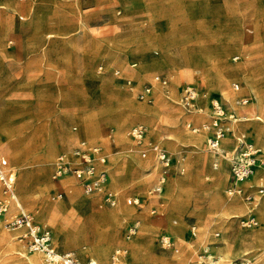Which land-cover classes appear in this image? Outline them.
<instances>
[{
	"label": "rangeland",
	"instance_id": "1",
	"mask_svg": "<svg viewBox=\"0 0 264 264\" xmlns=\"http://www.w3.org/2000/svg\"><path fill=\"white\" fill-rule=\"evenodd\" d=\"M20 2L24 3L26 0ZM59 2L54 8L42 11L44 17L38 30L32 27L36 13L33 9L27 8V12L7 5V13L0 22V114L7 111L0 118V152L2 153V144L9 143L17 156V160H8L16 173V191L25 209L37 223L46 225L51 230L58 251L72 252L83 264L90 262L87 250L80 247L84 245V235L77 236L78 246L75 248L74 242L69 240L72 235L69 222L60 228L49 218H40L42 207L32 206L23 199L21 191L19 168L23 164L31 168L38 165V161H32L37 156L33 157L28 153L39 154L44 139L49 137L51 123L65 122L66 132L80 137L71 148H66L60 137H53L54 154L45 164L47 182L52 184L49 201L67 202L70 195L77 193L79 200L73 207L71 204L69 206L78 218L86 220L92 212L89 207L90 197L100 194L102 209L107 214L113 212L120 202L128 214L124 219L121 217L123 220L117 225V244L100 264H113L114 252L117 249H128L127 244L135 242L139 237L141 244L138 250L133 254L130 251L125 253L124 264H196L198 251L206 245L213 254L224 253L228 262L221 264H229L241 255L242 247L251 242L236 244L229 238L223 239L224 229L235 223L239 233L259 230L262 227L259 208V224L254 228H244L240 223V217L246 210L243 198L244 208L237 209L231 204L229 212L234 213L230 215L220 205H212L211 196L206 192H215L211 188L215 185V175L223 165L219 160V167L214 168L216 159L207 149V133L202 129L193 132L187 127L188 122L201 127L210 120L211 101L209 110L199 103L200 108L203 107L201 113L186 112L179 103L189 84L199 86L202 91L199 94L201 99L209 101L212 94H218L214 98L221 99L227 112L231 113L243 106L236 104L237 95L249 94L255 97V101L256 96L264 93V59L255 70L256 91L248 86L241 75L224 77L227 67L241 64L245 57L246 60L253 59L252 47H255L254 51L257 53L263 52L264 58V32L258 35L260 39H255L257 25L261 28L264 25V0ZM137 5L140 6L136 7ZM190 5H197L199 12L190 13ZM20 15L24 18L20 19ZM232 16L239 17V20L231 19ZM229 35L232 37L225 38ZM239 38L245 42L243 51H237L233 47L228 53L225 52L226 62L223 60L224 53L218 59L216 53L224 51L227 43H238ZM114 42H120L115 44L121 46L120 53L115 46H109V43ZM200 42L203 45H199ZM192 44L199 46L188 49ZM185 47L187 49L184 54L196 53L195 56L198 55L203 63L204 54L210 53L215 65L201 64L197 68L202 72L193 70L187 76V70H183L185 66L179 64L182 68L176 67V70L183 76L179 77L176 90L173 87L176 70L171 65H163L145 78L152 62H165L163 57L173 61L177 58V50ZM242 52L247 55H240ZM235 56H239V59L232 61ZM134 62H137V66L132 67ZM188 64L189 62L186 67ZM157 74L168 76V84L164 86L155 82ZM210 76L218 81L217 88L212 87ZM236 81L241 85L238 92L232 87ZM155 85L164 92L159 97L155 94ZM148 89L150 91L146 93L145 90ZM86 92L95 95L85 94ZM67 109H74V116H70ZM236 115L251 117L253 112L243 108ZM256 115L238 124L249 128L257 145L264 152V144L253 134L261 125ZM84 119L91 129H95V137L91 139L85 136ZM136 125H143L146 130L142 144H137L129 135L130 129ZM199 134L204 136L202 147L192 139ZM82 138L101 145L108 156L110 180L105 192L115 195L114 204L107 201L105 192L87 194L76 185L65 184L64 179L60 185L52 181L59 152L71 155L72 149ZM227 140L231 142L229 138ZM151 142L160 144L173 158L171 174L163 183L159 182L160 165L150 148ZM142 152L147 153L146 157L142 156ZM201 154L208 156L205 164L199 159ZM136 158L138 161L134 160ZM226 162L227 158L223 164L229 173V164ZM116 163H119L123 172L121 182H117ZM141 180L144 190L135 188L136 182ZM65 186L73 188V192L64 198L56 197ZM233 186L230 179L225 189L221 190V201L231 199L229 191ZM156 187H161L162 192L158 193ZM130 199H138L139 205L131 204ZM263 201L264 196L258 207ZM236 214L239 216L235 217ZM103 221L107 227L108 217L103 216ZM132 225L137 226V232L127 238L126 230ZM106 230L103 228V232ZM0 231L19 232L2 226ZM15 234L18 249L0 241V264H22L26 253H32L29 251L28 241L21 238L22 232ZM94 236L91 237L93 243ZM163 236L172 238L179 248L178 253L162 247ZM262 240L264 236L254 241ZM98 243L104 244L103 238ZM42 262L46 264L43 255Z\"/></svg>",
	"mask_w": 264,
	"mask_h": 264
},
{
	"label": "built area",
	"instance_id": "2",
	"mask_svg": "<svg viewBox=\"0 0 264 264\" xmlns=\"http://www.w3.org/2000/svg\"><path fill=\"white\" fill-rule=\"evenodd\" d=\"M238 59L239 56H235L232 61ZM154 81L165 86L169 82V77L164 74H157ZM240 86L238 81L232 85L233 90L236 92L240 90ZM201 92L198 85H187L181 96L180 106L186 112L201 113L202 109L198 103ZM253 99L252 96L239 95L235 98V102L239 105H248ZM241 119L234 112H227L224 102L216 98L212 102L210 120L201 127H196L192 122H188L187 127L195 132L201 129L204 130L207 133V149L217 156L224 153L221 152L223 139L226 137L235 139V149L228 162L234 183L229 193L243 198L246 204V211L240 217L241 226L254 228L259 224L257 207L260 199L264 196V181L260 178L259 182L255 183L253 179L258 171H264V152L245 132L238 134L235 132L232 123ZM129 135L137 144H142L146 130L143 125H136L130 129ZM149 145L160 165L159 182L163 183L171 174V154L158 143L151 142ZM146 155V152H142L143 157H146ZM72 158L63 153L56 158L53 180L59 182L64 177L70 176L76 180L78 187L87 194L103 191L109 177L106 168L108 156L103 147L91 143L87 139H81L72 150ZM219 163V160H215L214 168H218ZM162 190L161 187H156L158 193H161ZM72 192L73 188L66 187L56 197L64 198ZM105 193L107 201L114 204L115 195L111 192ZM129 202L139 205L138 199H130ZM0 226L22 230V238L28 241L29 249L43 254L50 264H83L72 252L58 251L51 230L46 225L37 223L34 217L25 209L16 191L15 172L12 170L8 158L1 152ZM136 232L137 226L132 225L127 228L126 237L131 238ZM192 232L195 233L194 228H192ZM216 235L218 236L219 233ZM161 242L164 249H173L175 253L179 252V248L176 247L171 237L163 236ZM124 254V250L117 249L113 254L112 263L124 264ZM262 254H264V241L248 244L243 247L242 256L232 260L229 264H264V260L261 258ZM224 262H228L227 258L223 255L213 254L209 246H204L197 253L196 264H221ZM88 264L98 263L89 262Z\"/></svg>",
	"mask_w": 264,
	"mask_h": 264
},
{
	"label": "bare ground",
	"instance_id": "3",
	"mask_svg": "<svg viewBox=\"0 0 264 264\" xmlns=\"http://www.w3.org/2000/svg\"><path fill=\"white\" fill-rule=\"evenodd\" d=\"M59 1H61V0H26V2L22 3V2H20V0H0V22L4 17L3 15L5 13H7V11H6L7 5H9L10 7L16 8V10L17 9L18 10H26L27 12H28V9H33V11L36 13H35V17H34V23H32L33 24L32 27L35 28V30H38L41 26V23H42L43 17H44L42 11H44L45 9H48V8H54L55 4L60 3ZM43 2H45L47 4V6L44 8L38 7V5L43 4ZM49 2H51V3H49ZM51 4H53V6ZM192 8H193V12H191ZM188 9H189L190 13L195 14L198 11V6L197 5H190ZM246 23H248V22H246ZM260 28L261 27H259L257 25L258 32H257V35L255 37L256 40L260 39L259 38L260 33L264 32V25H262L261 29ZM0 29H1V25H0ZM199 45H203V43L200 42ZM199 45L192 44V45H190V47H188V49L193 48V47H197ZM233 47H236L237 51L241 52L245 48V42L242 41V38H239L238 43H235V44L227 43V44H225L224 45V51L216 53L218 59L221 58V55H223V53H224L223 60H224V62H226L227 58H226L225 52L229 51ZM185 49H187V47L178 49L177 50L178 55L176 54L177 58H174L173 61H171L170 58L163 57L165 59V62H168V64L171 65V67L176 70V66H174V64H176L178 62L182 63L184 61H187V58H188V62H189L188 67L183 68V70H185V69L187 70V71H185V74L187 76L190 75V73L193 70H197V72H202L201 70H199L197 68L201 64L203 66L204 65L209 66V64H211L212 66L215 65V60H213L209 56L210 53L204 54V58H205L204 59L205 64H204L198 58V55L195 56L196 53L195 54L192 53L191 55L184 54ZM251 49H252L253 55H254L253 59L246 60V57H245V59H243L241 64H239L237 66L229 67V68L227 67V70L223 69V71L225 70V73H224L225 78H226V76H235V77H238V75L243 76V78L246 80L248 86L253 91H256L257 88H256V83H255V79H256L255 70L258 67L259 63L264 58H263V54H262L263 52L257 53V51H254L255 47H252ZM240 55L245 56V55H247V53L242 52V54H240ZM202 57H203V55H202ZM173 62H174V64H173ZM160 63H161L160 61L155 62V63L152 62L149 65V71L150 72L147 75H145L146 79L152 73L151 70H152L153 66H155L156 64H160ZM133 66H136V65L134 64ZM262 71H264V70H262ZM175 73H176V76L173 78L174 79L173 87H175L174 89L176 90L177 89V82L179 81V77L183 76V74H181L177 70ZM154 87H155V94L157 97L161 96L164 93L158 85H155ZM149 91H150L149 89L145 90L146 93ZM261 97H262V95L259 94V96H258V101H259L258 110H259V112L257 113L256 118L261 123L262 126L260 125V127L258 129H256L254 133L257 135L259 141H261L264 144V101H262ZM214 99H216V98H214ZM214 99H212V102ZM248 105H243V106H248ZM4 112L6 113L7 111L4 110L0 114V118H2L4 116V114H3ZM98 114H100V113H98ZM247 119H245V120H247ZM0 125H2V124H0ZM83 128L85 129V136H87L90 139L95 137L94 136L95 135L94 134L95 129L94 130L91 129L87 125L85 119H84V127ZM50 130L51 131L49 132V137L47 139L49 141L50 151L47 155V158L44 160L38 161V165L36 166V168L27 167L26 164H23L19 168L20 178H21L20 185H21V191L23 194V199L29 201L32 204V206L40 205L43 209V213L39 217L42 218L44 216L46 218H49L50 221L56 225V227L62 228V226L65 223L69 222V224L71 225V228H72V230H71L72 235L69 236V240L71 242H74L73 245L76 248L78 246L77 236L79 234L84 235V237H85L84 245L83 246L81 245L80 247H82V249L87 250V253L90 256V262H96V263L100 264L103 260L107 259L112 247L115 244H117V241L119 239L118 234H117V225L124 219V216H127L128 214L125 213V209H124L125 206L123 205L122 202H120L119 205L114 208L113 212L107 214L106 211H104V209H102L103 207L101 205L100 194L93 195L90 197L91 201H90L89 207H90L92 212L90 213V216L86 220L78 218L76 216L75 212L73 211V208H71L69 206V204H71L73 207L74 206L73 204L79 200V198H78L79 196L77 195V193L75 194V192H74L72 195H70L67 202L59 200L55 203H52L49 201L48 195L50 193H52L51 192L52 184L50 182H47V170H45L46 169L45 164L50 161L51 157L54 154V150H55L54 144L55 143L53 141V137H55V136L60 137L63 145L66 148H71L73 146V144L78 141V139L80 137L78 134L66 132L65 122L59 123L58 121H54L50 125ZM192 139H193V142H195L198 146H201V147L203 146V140H204L203 134H199L197 136H194ZM227 139L228 138L223 139V142H222L221 152H224V153H221L219 156H217L210 151V153L213 155V157H215L216 160H220V162L222 163L223 166H222L221 170L219 171V173L217 175H215V185L211 188V189H214L215 192L214 193H210V192L207 193L206 192V194H209V196H211L213 206L220 205L221 209L225 213L228 212V214L230 215V214L234 213V212L233 213L229 212V209H231V204L233 205L234 208H237V209H243L245 204L241 200V197H239L238 195L232 196V197H230L231 198L230 200L228 199L226 201H221V198H220L221 197L220 196L221 190L225 189V187L229 183V173H227L223 163H225V158H227L226 163H228L230 161V156L233 154L234 149H235V148H233L235 145L232 147L228 146L229 141ZM2 153L10 160H13V159L17 160V156L13 153L12 145L9 143H7V144L3 143L2 144ZM69 158L73 159L72 158V152H71V155H69ZM199 159L202 162V164H205L208 161V156L206 154H201L199 156ZM172 160H173V158H172ZM107 163H106V168H107L108 173H109V168L107 166L108 165ZM115 173H116V177H117V182H121L123 172L121 171L119 163H116ZM15 175H16V173H15ZM230 175H231V172H230ZM63 179H64L65 184L75 185V181L73 178L66 177ZM231 179H232V176H231ZM109 180H110V177H108L107 183L105 184L103 191L98 192V193L103 194V192H105V189L107 188V186L109 184ZM232 182H233V180H232ZM134 184H135V182H134ZM136 184H135L136 185L135 188H140V189L144 190L142 180L136 182ZM123 193H125V192H123ZM230 195H234V194L230 193ZM233 197H235V198L232 199ZM258 208H259V210H258ZM257 210L259 211V216L261 218L260 221L262 223V227L259 230L253 231L250 233H239V228L235 225V223L234 224L232 223V224H229V226L224 229L225 236L223 237V239L229 238L230 240H232L236 244H240V243L252 242L256 239L263 237L264 236V201L261 203L260 207H257ZM103 216L108 217V219H109V221H108L109 224L107 225V227L104 225ZM238 216L239 215H237V214L235 215V217H238ZM121 217H123V219ZM136 223H138V222H136ZM103 228H106L107 230L105 232H103ZM172 229H173V227H172ZM13 230H15V229H13ZM16 230H18L20 233L22 232V230H20V229H16ZM99 230H100V232H99ZM19 232H15V233H19ZM173 232L174 231H172V233ZM15 233L0 231V241L5 242L7 245H9L11 247H15L18 249L19 244L17 242H15V239H17V236H16L17 234H15ZM174 233L177 234L176 232H174ZM92 235H95L94 240H93L94 243L91 242ZM102 238L104 240V244L98 243L99 240ZM140 244H141V237L137 238V240H135V242H133V243L132 242L128 243L127 244L128 249L124 250L125 253L128 254V252L130 251L133 254L134 252H136L138 250ZM67 246H69V245H67ZM87 246H90V247L87 248ZM206 247H207V245H206ZM238 248H239V246H238ZM29 251H31L32 253H29V252L26 253V255H25L26 258L23 259V261H21L22 264H43V262H42V255L43 254H41L40 252H37V251H33L31 249H29ZM29 254H31V255H29ZM141 254H142V252H141ZM262 255H264V254H262ZM43 257H44V255H43ZM44 261L46 264H50V263H47L45 257H44Z\"/></svg>",
	"mask_w": 264,
	"mask_h": 264
},
{
	"label": "crops",
	"instance_id": "4",
	"mask_svg": "<svg viewBox=\"0 0 264 264\" xmlns=\"http://www.w3.org/2000/svg\"><path fill=\"white\" fill-rule=\"evenodd\" d=\"M21 1H24V0H21ZM137 1H140V0H134V2H137ZM41 3V2H40ZM131 3H132V0H131ZM139 4V3H138ZM47 6V4L45 3V2H43V4H39L38 5V7H41V8H44V7H46ZM138 6H140V5H137L136 7H138ZM37 7V8H38ZM19 18L20 19H23L24 17H23V15H20L19 16ZM233 18H236L237 20H239V17H237V16H232L231 17V19H233ZM225 20H227V18H225ZM224 36V35H223ZM232 36L231 35H229V36H227V37H225V38H231ZM120 44V42H114V43H109V46L110 47H113V46H115L116 47V49H117V52L118 53H120V48L119 47H121V46H116L115 44ZM121 44H123V43H121ZM123 46H124V44H123ZM215 46H218V45H216L215 44ZM118 47V48H117ZM133 55H135V52H133L132 53ZM127 56V55H126ZM136 56V55H135ZM187 62H188V58H187V61H184V62H182V63H180V62H178V63H176L174 66H176L177 68H182L179 64H183L185 67H186V64H187ZM136 65L137 66V62H134V63H132L131 65L133 66V65ZM163 65H169L168 64V62H162V63H160V64H156L155 66H153V68H152V70H151V72H153V71H155V70H157V69H159L160 67H162ZM210 80H211V84H212V87H214V88H217V86H218V81L216 80V79H214L213 77H211L210 76ZM181 86V85H180ZM180 86L178 87V93H179V88H180ZM244 87V86H243ZM82 94L84 93V91H80ZM85 94H90V93H85ZM90 95H95V94H90ZM219 96L218 94H212V97H211V100H209L208 101V99H201V97H199V102L198 103H201L202 105H204L205 106V108L206 109H210V101H211V107H212V99H214V96ZM239 95H248V96H252V95H249V94H239ZM239 95H237V96H239ZM236 96V97H237ZM93 97H95V96H93ZM235 97V98H236ZM254 99H255V97L254 96H252ZM217 98V97H216ZM92 98H90V100H91ZM219 99V98H218ZM254 99H253V101L248 105V106H242V107H240L238 110H233V111H235L234 113L236 114V112L238 113V112H240V111H242L243 110V108H245L246 110H249L250 112H253V116H251V117H246V116H244V115H241V116H239V115H237L238 117H240V118H242L240 121H238V122H235V123H233L232 125H233V129L235 130V132L238 134V133H241V132H245L248 136H249V138L257 145V143H256V139L254 140V138H253V135L251 134V132L249 131V128H247V127H245V126H243V127H241V126H239V124L238 123H241V122H245V121H247V120H245V119H247V118H252V117H255V115L259 112V110H258V103H259V101H258V97L256 96V100L254 101ZM261 99H262V101H264V93L262 94V97H261ZM94 100H95V98H94ZM221 100V99H220ZM158 105V104H157ZM157 105H156V107H157ZM58 107V106H57ZM199 107H200V104H199ZM60 109V108H59ZM61 110V109H60ZM74 109H67V111L69 112V115L70 116H74V111H73ZM202 111H203V107H202ZM232 111V112H233ZM73 114V115H72ZM62 117H63V114H62ZM252 131V130H251ZM253 132V131H252ZM253 134L255 135V133L253 132ZM229 138V140L231 141V142H229L228 143V146H230V147H232V146H234L235 145V139L233 138V137H228ZM2 141V140H1ZM258 146V145H257ZM233 148H235V146L233 147ZM73 150V149H72ZM49 151H50V145H49V141L48 140H46V139H44V142H43V144L40 146V152H39V154L37 153H35V152H32V153H28V155H30V156H37V157H34L33 158V160L32 161H41V160H44V159H46L47 158V155H48V153H49ZM35 153V154H34ZM60 154H62V152L60 153L59 152V155ZM4 155V154H3ZM134 160H136V161H138L137 160V158L136 159H134ZM229 172V180L231 179V175H230V171H228ZM110 175V174H109ZM66 177H70V176H66ZM66 177H64V178H66ZM71 178H73V177H71ZM260 178H262L263 179V181H264V171H258L257 172V174H256V176L254 177V179H253V182H255V183H258L259 182V180H260ZM74 179V178H73ZM62 180V179H61ZM61 180L59 181V182H56V181H54L53 180V178H52V181H54L57 185H60V183H61ZM75 181V185L76 186H78L77 184H76V180H74ZM233 183V182H232ZM66 187H69V186H65V187H63V188H66ZM231 197L232 196H234V195H230ZM258 212V211H257ZM257 216H258V213H257ZM205 217H207V215L205 216ZM258 220H259V218H258ZM262 241H264V240H262ZM255 242H259V241H254V242H251V243H248V244H252V243H255ZM248 244H246V245H248ZM245 246V245H244ZM243 246V247H244ZM243 247H242V250H243ZM67 252V251H66ZM224 253H219V255H223ZM241 255L240 256H238L237 258H239V257H241L242 256V251H241V253H240ZM263 257H264V255H262V259H263ZM236 259V258H235ZM264 260V259H263Z\"/></svg>",
	"mask_w": 264,
	"mask_h": 264
}]
</instances>
